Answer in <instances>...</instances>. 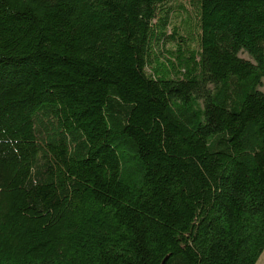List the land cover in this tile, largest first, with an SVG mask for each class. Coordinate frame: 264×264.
<instances>
[{
    "label": "trees",
    "instance_id": "obj_1",
    "mask_svg": "<svg viewBox=\"0 0 264 264\" xmlns=\"http://www.w3.org/2000/svg\"><path fill=\"white\" fill-rule=\"evenodd\" d=\"M262 79L264 0H0V264H255Z\"/></svg>",
    "mask_w": 264,
    "mask_h": 264
},
{
    "label": "rangeland",
    "instance_id": "obj_2",
    "mask_svg": "<svg viewBox=\"0 0 264 264\" xmlns=\"http://www.w3.org/2000/svg\"><path fill=\"white\" fill-rule=\"evenodd\" d=\"M174 13H178L177 11ZM180 13V12H179ZM181 15V13H180ZM174 16V14L172 15V17L170 18V21L174 24H178L181 20H182V16ZM239 56L248 60H251V58L249 57V55L245 52H240ZM259 90H261L262 92H264V79L261 80V84L259 86ZM255 264H264V250L262 251L259 259L257 260V262Z\"/></svg>",
    "mask_w": 264,
    "mask_h": 264
}]
</instances>
